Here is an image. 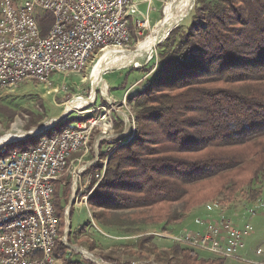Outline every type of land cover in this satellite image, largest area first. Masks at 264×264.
<instances>
[{
    "label": "trees",
    "instance_id": "16d2710c",
    "mask_svg": "<svg viewBox=\"0 0 264 264\" xmlns=\"http://www.w3.org/2000/svg\"><path fill=\"white\" fill-rule=\"evenodd\" d=\"M200 10L189 25L176 26L158 45L157 75L130 97L136 103L137 134L114 151L88 199L102 224L110 225L106 218L123 210H139L126 214L137 222H181L192 202H197L190 193L193 185L227 178L226 186L233 192L240 183L237 174L249 164L251 183L264 179V0H214ZM37 19L42 35L47 34L54 16L38 11ZM68 121L49 129L62 130L71 124ZM47 130L6 144L0 156L9 153L11 144L37 139L31 147L37 146ZM245 147L252 150H242ZM132 168L139 170L130 172ZM59 182L54 204L58 233L63 236L66 199L58 190ZM172 204L181 205V210L162 209ZM155 207L161 211H152ZM155 251L156 260L166 264L224 262L179 243ZM75 253L60 238L56 240V264H97L82 255L76 258ZM134 255L145 258L146 254ZM100 256L118 264L116 258Z\"/></svg>",
    "mask_w": 264,
    "mask_h": 264
},
{
    "label": "built area",
    "instance_id": "2783aa9c",
    "mask_svg": "<svg viewBox=\"0 0 264 264\" xmlns=\"http://www.w3.org/2000/svg\"><path fill=\"white\" fill-rule=\"evenodd\" d=\"M165 1L0 0V92L24 81L50 84L53 74L81 73L109 48L126 49L134 35L140 38L152 27L156 3ZM39 10L54 16L45 35L37 19ZM99 123L95 118L81 120L43 137L35 147L0 156V264L57 263L54 246L58 238L66 243V234L58 233L55 183L76 160L78 165L70 173L85 193L78 205H87L93 219L89 194L84 192L93 174L83 176L87 169L83 160L89 153L92 130ZM107 123L104 130L110 127ZM77 153L80 157H74ZM104 175L99 171L95 178L99 182ZM68 213L69 207L66 218ZM253 230L251 223L238 226L222 218L208 222L202 232L183 230L167 236L215 256L248 260L239 252Z\"/></svg>",
    "mask_w": 264,
    "mask_h": 264
},
{
    "label": "rangeland",
    "instance_id": "374dc122",
    "mask_svg": "<svg viewBox=\"0 0 264 264\" xmlns=\"http://www.w3.org/2000/svg\"><path fill=\"white\" fill-rule=\"evenodd\" d=\"M180 1L166 0L163 3L157 2V11L152 12V27L145 31L140 38L134 35L133 41L126 49L112 48L123 51L138 50L139 46L150 40L159 22L165 19L164 9L166 5L169 2H173V5H176ZM211 1L214 0H192L188 6L186 16L178 20V25H189L193 15L197 11L201 14L200 9ZM192 10L193 12L190 15ZM164 35L162 34L159 37V41ZM159 41L154 43L150 51L132 59L125 67L111 68L106 71L103 74V79L107 83L106 88H104L103 84H98V86L94 87L93 76L101 58L107 55L110 52L108 50L112 48H109L105 53L99 54L94 63H88L81 73H72L67 76L53 74V80L50 84L37 80L24 81L11 90L0 92V136L17 130L31 132L41 125L49 124L53 118L58 119L60 115L67 111L66 105L68 101L78 98L84 99L86 102L83 108L69 111L70 114L65 116L60 122L69 120L68 122L74 124L90 118H95L100 122L92 130L89 141V153L83 160L87 162V169L83 172V176H92L93 174L92 181L88 184V188L84 189V192L86 191L89 194L88 196L92 193L94 194L101 182L96 180L94 168L100 166V172H106L109 158L114 151L119 146L131 142L137 134L139 126L136 119V103L131 101L130 97L137 91L142 90L146 82L157 75L160 69V57L158 56L157 58L158 45L162 43H159ZM116 54L120 57L124 53L117 52ZM105 122H109L107 123L108 125L110 124L108 130H104L103 124ZM100 124L103 126H100ZM59 129L60 127L48 129L43 137L51 136L60 131ZM36 140L32 139L27 142L8 145L7 150L9 152L24 150L35 145ZM242 150L251 151L252 149L245 147ZM74 157H80V153L75 154ZM76 165H78L77 160L71 165L67 175L58 184L60 194L63 199H66L65 214L66 208L69 207L67 215L68 225L66 215L64 216L66 244L79 253L74 254L76 258H81L82 255L85 259L97 264L100 263L95 260L94 255L100 258L102 262L108 264H115V262L106 261L100 255L116 258L118 259V264H166L156 260L158 253L155 248L169 250L177 243L167 235L172 234V231H176L181 228V225H184L181 222L188 213L190 215L186 218L185 225H188L197 215H204L202 213L207 210L203 211V209L207 206H212L217 201L218 204L215 205H224L227 208L225 214L227 219H231L234 224L242 226L249 221L255 226V221L251 219V212L253 209L256 210L257 204L250 201L259 197L261 194L258 192L261 191L262 196L259 203H264V179H259L256 184H252V164H249L240 174H237L236 178L240 183L233 192L226 186L227 178H214L204 183L193 185L190 193L197 202H192L193 205L184 214L185 217L181 222L179 219L169 224L137 222L130 217L128 218L126 214L140 212L139 210H123L106 218L105 223H110V225L102 224L98 221L92 207H90V210L92 211L93 219L89 215L87 205H78V203H81V197L85 193L79 191V183L76 185L73 183L70 171ZM91 169L92 171H90ZM138 170L132 168L130 172L137 173ZM94 180L95 182L93 183ZM242 204H245L244 208L241 210L237 209ZM165 206L163 205L162 209L178 208L181 210V207H179L181 205L179 204ZM200 210L203 212L197 213ZM152 211H157L158 213L161 211V207H155ZM165 212L167 213V210ZM139 216L141 217V215ZM202 217L204 219H212V221L216 219L211 216ZM191 227L190 229H193ZM158 232H162L166 236L159 235ZM144 235L146 236V241L143 242L142 236ZM149 237L152 238L147 239ZM90 248L93 250H89ZM79 249H85L87 251L85 253L93 256L94 259L88 258ZM203 252L206 253V257H211L209 252ZM134 253H145L146 255L144 258L138 257Z\"/></svg>",
    "mask_w": 264,
    "mask_h": 264
},
{
    "label": "bare ground",
    "instance_id": "6f19581e",
    "mask_svg": "<svg viewBox=\"0 0 264 264\" xmlns=\"http://www.w3.org/2000/svg\"><path fill=\"white\" fill-rule=\"evenodd\" d=\"M192 0H181L178 4L173 5V2H169L165 9H164V15L165 19L161 20L159 22V25L154 30L152 36L150 37V40L141 46H139L138 50L136 51H123L117 48L107 49L108 54L103 56L101 58V61L99 62L96 71L93 76V84L94 87L98 86V84H103L104 88L107 87V83L103 79V74L106 71H109L111 68H122L128 65L132 59L137 58L141 56L142 54L150 51V48L154 45L156 41H159V37H161L162 34H165L167 29H169L170 26H172L175 22L178 20H181L182 17H184L185 14H187L188 6ZM105 50L104 53L107 51ZM121 52L124 53L122 56H118L116 53ZM95 91V90H94ZM93 91V92H94ZM85 100L78 98L74 100H70L67 102L66 110L67 111H76L78 109L83 108L85 105ZM56 118H53L50 120L51 122L56 121ZM46 125V124H44ZM44 125H41L32 131H36L37 129H40ZM31 131V132H32ZM28 133L27 131L23 130H17L14 132H8L7 134L0 136V145H2L4 142H14L18 141L20 139H23L27 137ZM81 250V249H79ZM82 252H86L85 250H81ZM86 254V253H85ZM88 258L94 259L93 256L86 254ZM96 260V259H95ZM97 261V260H96Z\"/></svg>",
    "mask_w": 264,
    "mask_h": 264
},
{
    "label": "crops",
    "instance_id": "0c3cea01",
    "mask_svg": "<svg viewBox=\"0 0 264 264\" xmlns=\"http://www.w3.org/2000/svg\"><path fill=\"white\" fill-rule=\"evenodd\" d=\"M261 196H262V193L256 199H253L250 201V202H255L254 204H257L256 210L253 209L251 212L252 213L251 219L255 221V226H254L253 232L249 236L246 237L245 245H244V247H242L240 249V252H239V254L242 257L247 258L248 260L237 259V258H223L224 259L223 264H259L258 262H264V210H263L264 209V203H262V204L259 203ZM215 204H218V202L216 201ZM215 204H213V205L211 204L212 206H207L206 208H204L203 211L207 210L206 212H203L201 210L198 211L197 213L203 212L202 214H204V215H197L188 225H185L186 224L185 223L186 218L189 217V215H190V213H188L186 218L181 222V224H184V225H181L180 229H178L176 231H172V232L173 233H179L183 230H189V231H193V232L204 231L206 224L208 222L212 221V219H204V217H202V216L215 217L216 218V219H214L215 221L222 219V218H227L225 215L227 208L224 205L220 206V205H215ZM244 206H245V204H242L237 209L241 210L242 208H244ZM246 223H250V222L247 221L244 224H246ZM237 225L241 226L239 224H237ZM191 226H193V227H191ZM190 227L193 229H190ZM202 253H203V251H202ZM94 257L100 264H102V263L108 264L106 262H102V260L100 258H97L95 255H94Z\"/></svg>",
    "mask_w": 264,
    "mask_h": 264
},
{
    "label": "water",
    "instance_id": "95a60500",
    "mask_svg": "<svg viewBox=\"0 0 264 264\" xmlns=\"http://www.w3.org/2000/svg\"><path fill=\"white\" fill-rule=\"evenodd\" d=\"M185 16H186V14L184 15V17ZM184 17H182V18H184ZM178 22L179 21L175 22L172 26L169 27V29H167V31L165 32V35L162 37V39L159 41V43L162 42V40H164L167 37V35L170 33V31L178 25ZM68 114H70L69 111L64 112L62 115H60V117L56 121L50 122L49 124L44 125L40 129H37L36 131H32V132L28 133L27 137L37 135V134L44 132L45 130L49 129L50 127L54 126L55 124H58ZM6 143H8V142H4L2 145H0V148L3 147ZM66 220H67V225H68V223H69L68 217Z\"/></svg>",
    "mask_w": 264,
    "mask_h": 264
}]
</instances>
